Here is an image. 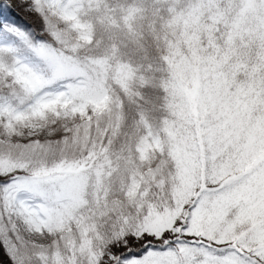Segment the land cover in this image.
<instances>
[{"label": "snow or ice", "instance_id": "obj_1", "mask_svg": "<svg viewBox=\"0 0 264 264\" xmlns=\"http://www.w3.org/2000/svg\"><path fill=\"white\" fill-rule=\"evenodd\" d=\"M0 264H264V0H0Z\"/></svg>", "mask_w": 264, "mask_h": 264}]
</instances>
